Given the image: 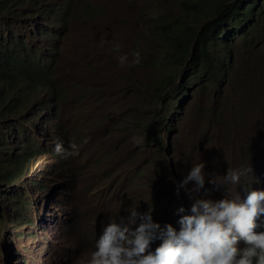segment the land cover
I'll return each instance as SVG.
<instances>
[{"label": "rangeland", "instance_id": "374dc122", "mask_svg": "<svg viewBox=\"0 0 264 264\" xmlns=\"http://www.w3.org/2000/svg\"><path fill=\"white\" fill-rule=\"evenodd\" d=\"M139 4V0L135 6L123 0H76L71 24L55 31L48 42L37 40L46 29L44 22L36 30L21 22L15 26L17 33L34 37L30 48L39 54H59L52 80L62 95L57 106L59 127L50 134L38 127L30 130L32 116L38 114L36 123L45 113L40 101L33 102L16 125L10 119L2 126L11 151L22 148L33 153L36 138L41 153L33 154L32 164L18 179V194L27 199L26 207L17 199L9 200L10 189L0 184L4 217L0 264H67L69 259L88 264L102 225L151 205L156 222L178 227L175 210L184 203L185 209L191 206L190 194L178 186L191 165L201 161L206 163L205 188L211 190L205 198H223L225 190H214L207 181L212 174L222 177L227 168L251 169L239 185H225L230 198L237 194L243 200L246 188L264 185V41L257 47L256 59L238 46L226 61L228 73L213 83L207 77L199 80L193 77L200 67L192 60L171 70L159 64L160 42L151 40L148 27L161 10L151 9L143 22ZM135 52L140 54L138 64L132 62ZM213 54L218 56L217 51ZM120 56L127 57L124 66ZM169 71L174 83L159 96V81L167 79ZM57 142L74 154L57 155ZM73 143L74 150L69 148ZM63 162L69 163V171H62V180L54 176L58 188L43 178ZM64 174L72 176L75 187L70 195L75 214L66 208L75 224L68 230L73 241L49 243L47 231L38 229L40 217L52 215L47 199L41 197L57 192L60 202L67 190ZM73 245L72 252H65Z\"/></svg>", "mask_w": 264, "mask_h": 264}, {"label": "clouds", "instance_id": "9594fccd", "mask_svg": "<svg viewBox=\"0 0 264 264\" xmlns=\"http://www.w3.org/2000/svg\"><path fill=\"white\" fill-rule=\"evenodd\" d=\"M75 1L0 0V55L4 53V43L9 46V50L13 51L15 41L24 40V48L22 54H18L17 65L13 56L0 61V184L10 189L7 198L17 199L21 207H26L27 199L22 200L18 194V179L32 164L33 154L39 155L41 152L36 138L31 145L33 153L22 148L11 151L7 141L9 137L6 133H1L2 126L10 119L16 120V125L25 115L24 111L33 102L38 104L40 101L39 104L45 113L36 123L34 120L38 114L32 116L30 130L35 132V128L38 127L42 133L50 134L52 130L59 127L57 106L62 91L59 84L52 80L54 60L59 54L54 53L50 57L39 54L37 50L30 48V42L34 37L27 38L17 33L15 26L21 22L26 24L28 29L31 28L30 25H33V30H36L40 29L44 22L47 24L46 29L40 31L37 40L48 42L55 37V31L67 28L71 24L77 9L74 6ZM137 1L123 0V3L135 6ZM139 1L143 22L149 18L147 15L150 14L151 9L161 10L148 27L151 40L155 41L153 34L162 22L167 19L182 20L193 8L199 9L202 14L219 0ZM85 7L87 5L83 9ZM261 7H264V0H245L237 8L232 7L233 11L230 10L223 17L224 21L221 24L223 31L210 49V52L217 51L218 54V56L210 55V59L214 62L212 70L209 75L198 74L197 71L193 78L199 77V80H204L207 77L208 82L211 83L218 81L221 74L228 73L229 67L226 61L232 58L238 46L244 49L249 58H257L255 56L258 52L257 47L264 41V15L259 16ZM221 16H215L210 20ZM201 26L203 24L199 27ZM133 55V64H138L139 52ZM126 63L127 57L120 56L119 64L124 66ZM221 64V70L217 72L216 67ZM3 73H7L15 80H21L22 86L18 88L9 86L2 79ZM231 111L234 109L232 108ZM5 112L10 114L7 118L4 117ZM157 130L160 128L157 127ZM60 139L59 135V141ZM155 142L159 143V140ZM69 148L74 150L76 145L70 144ZM54 152L62 157L74 154L61 142L55 144ZM68 164L63 162L59 169L51 171L43 179L46 178L50 185L60 188V174L66 168L69 171ZM205 167L204 161L192 164L178 186L180 189H185L191 199L190 208L185 209L184 207L188 204L184 203L175 210L174 214L179 217L178 227L170 223L156 222L153 219L152 205L143 212L132 209L127 212V215L110 218L107 224L102 225L95 239L94 250L91 252L88 264H264V185L246 188L243 192L246 197L243 200L237 194L234 198H230L225 185H239L242 176L249 177L251 169L250 167L227 168L222 177L212 174V178L207 181L214 190L219 191L221 188L225 190L223 198L219 200L205 198L211 192L210 189L205 188ZM261 167L264 169V154L261 157ZM56 174L59 180L54 178ZM62 177L65 178L63 188L67 189L63 195L64 198L57 202L55 199L57 192H51L49 196L41 198L47 199V209L52 213L50 219L46 218L47 222L53 221L55 208L52 202L54 201L57 206H63V214L56 215L59 224L62 229L70 230L75 225L71 215L75 214V211L72 205H63V200L75 192V187L70 181L72 176L64 174ZM261 178L264 179V175ZM190 183L192 187L189 189L187 186ZM202 191L205 194L203 197L197 195ZM49 197H52L53 201L48 202ZM67 207L71 210L70 215L66 211ZM36 211L37 208L34 209V213ZM42 216L46 217L44 214ZM40 220L38 229L42 226ZM0 221L4 222V217L1 215ZM65 222H67L66 228ZM68 239L73 241V238ZM73 249L74 245L65 252H72ZM67 264H73V260L69 259Z\"/></svg>", "mask_w": 264, "mask_h": 264}, {"label": "trees", "instance_id": "16d2710c", "mask_svg": "<svg viewBox=\"0 0 264 264\" xmlns=\"http://www.w3.org/2000/svg\"><path fill=\"white\" fill-rule=\"evenodd\" d=\"M245 0H219L212 5L209 10H205L202 14L197 8L190 9L191 12L184 19H167L159 24L153 38L156 42H160L161 56L159 64H165L168 70L177 66H181L186 62V66L193 61L194 66H200L198 74H208L212 70L214 62L210 59V49L217 42L220 33L223 31L221 27L223 17L237 8L240 3ZM222 15L218 19L210 20L215 16ZM264 15V7H261L259 16ZM210 20V21H206ZM199 27L200 25H202ZM15 49L9 50L7 44H3L4 53L0 55V61L10 56L14 57L15 64L19 63L18 54H22L24 48V40L15 41ZM222 67L218 65L216 71L220 72ZM2 79L15 88L22 86L21 80L10 78L7 73L2 74ZM174 83L173 73L169 71L167 79H160L157 92L163 95L169 86ZM22 90V88L20 89ZM165 100V99H163ZM9 112H5L4 117L9 116ZM156 127V126H155ZM157 128V127H156ZM3 142V141H2ZM1 145V143H0ZM3 146V145H2ZM4 147V146H3ZM4 222L0 221V226Z\"/></svg>", "mask_w": 264, "mask_h": 264}, {"label": "bare ground", "instance_id": "6f19581e", "mask_svg": "<svg viewBox=\"0 0 264 264\" xmlns=\"http://www.w3.org/2000/svg\"><path fill=\"white\" fill-rule=\"evenodd\" d=\"M53 201L52 197H49L48 202ZM72 199L70 198V196H68L67 198H65L63 200V205H72ZM52 206L55 208V213L53 214V221L51 220V222H47L46 217L42 216L41 220H40V225L42 224V226L40 227L42 232H46L47 231V235L51 237V241L49 240V243H53L55 242L56 244H62L65 241H68V238H71L70 234L68 233V230H64L62 229L61 225L58 222V219L56 218V215H58V213L63 214V206L59 207L55 204V202H52ZM36 209V207H35ZM50 232H53L50 233ZM62 235V237H61ZM62 250V248H60ZM63 251V250H62ZM5 252V251H4ZM63 259V258H62Z\"/></svg>", "mask_w": 264, "mask_h": 264}]
</instances>
